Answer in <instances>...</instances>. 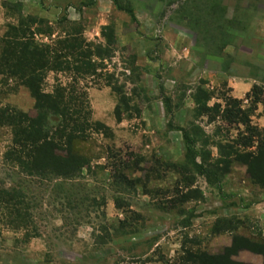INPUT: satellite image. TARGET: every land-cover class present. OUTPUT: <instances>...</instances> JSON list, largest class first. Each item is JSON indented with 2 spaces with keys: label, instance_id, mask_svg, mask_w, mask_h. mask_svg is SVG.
Here are the masks:
<instances>
[{
  "label": "rangeland",
  "instance_id": "374dc122",
  "mask_svg": "<svg viewBox=\"0 0 264 264\" xmlns=\"http://www.w3.org/2000/svg\"><path fill=\"white\" fill-rule=\"evenodd\" d=\"M120 1L137 24L111 0H0V54L19 27L29 42L65 55L67 68L47 71L40 88L71 92L78 115L68 127H83L73 149L87 162L69 178L29 176L5 158L11 131L0 127V190L20 191L26 215L25 226L12 229L0 212V264H215L209 258L223 256L264 264V255L250 251L225 253L235 237L264 247V183L253 170L232 157L214 179L187 173V185L163 169L184 165L183 132L197 141L198 164L202 154L221 162L216 143L256 152L255 139L237 147L244 127L228 126L221 114L196 117L193 97L207 93L209 107L240 101L264 135V0ZM106 26L114 46L101 34ZM64 40L110 52L92 59L97 74L81 75L74 72L80 55L65 52ZM5 70L0 110L34 115L27 87ZM254 86L262 104L247 98ZM124 163L126 177L138 181L133 191L113 185V167Z\"/></svg>",
  "mask_w": 264,
  "mask_h": 264
},
{
  "label": "trees",
  "instance_id": "16d2710c",
  "mask_svg": "<svg viewBox=\"0 0 264 264\" xmlns=\"http://www.w3.org/2000/svg\"><path fill=\"white\" fill-rule=\"evenodd\" d=\"M111 1L117 11L123 12L131 23L137 24L134 10L129 4H123L120 0ZM30 22L35 23L31 19ZM12 30L16 41L9 40L10 42L4 43L6 48L0 54V67L3 65L5 69L6 66L5 71L10 72L11 76L17 77L27 87L34 100V115L19 113L8 108L0 110V127L4 126L10 129L12 142V146L8 148L9 152L4 154V156L11 163H16L18 168L29 176L43 179L76 176L87 163L73 149V144L78 138L77 131H83V127L81 130L80 125L82 123H76L71 128L68 127L72 119L78 115L76 112V101L73 99L71 92L63 87H58L51 94L43 93L40 88L43 75L47 71L52 69L59 70L61 67H63L62 69L67 68L68 62L64 59L65 55L62 52H53L49 46L40 47L33 42H29L25 32L19 27H14ZM101 34L109 44L114 46L117 39L111 26L104 27ZM73 42L74 44L64 40L60 44H63L62 49L65 52L76 51L80 55L78 58L80 66L76 67L74 72L90 76L97 74V65L92 63V59H102L105 53L110 52L109 46L101 47L89 44L86 46L87 50L83 51L82 42L77 43L76 40H73ZM262 94V90L254 86L247 94V98L251 97L254 104H262ZM193 101L196 105V117L206 116L212 120V118L221 114V120L226 122L228 126L244 127L243 134L239 133L240 137L236 143L237 147H250L255 142L257 144L256 152L254 154L241 153L234 146L216 143L221 162L208 163L206 156L202 154L199 155L200 162L198 164L193 152L197 141L189 133L183 132V141L187 148L184 165L172 164L168 166L167 163L163 165V169L174 172L178 177L184 176L186 178L185 175L187 173H195L199 176H205L209 180L214 179L220 172L219 164L223 163L225 168L223 172L227 171L231 164L230 158L233 157L234 160L243 162L253 170V177L258 183H264V135L250 125L248 114L240 107L241 102L228 98L225 99L223 108H221L220 104L209 107L207 105L209 95L200 89L194 95ZM114 114L116 121H119L120 117L117 108ZM53 118L58 119L56 124H52L51 119ZM199 136L204 144L208 142V139H202L203 132L199 133ZM253 139H255L254 142H252ZM128 166L127 163H124L122 167L118 164L114 165L112 180L113 185L133 191L135 190V182L138 181L130 180L126 177L124 171L128 169ZM157 172H159L158 167L149 170V173L152 174ZM191 180H193V176L180 182L189 185ZM22 198V194L18 190H0V212L2 213V218L7 221L8 226L12 229H19L26 224L25 211H22L24 209ZM238 250L264 255V247L262 245L235 237L230 248L225 249V253L231 254ZM209 259L211 262L214 261L215 264H220L218 263L220 261L234 264L228 262L224 256L210 257Z\"/></svg>",
  "mask_w": 264,
  "mask_h": 264
}]
</instances>
